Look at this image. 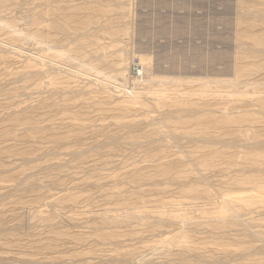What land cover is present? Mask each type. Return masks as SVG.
I'll list each match as a JSON object with an SVG mask.
<instances>
[{
    "label": "rangeland",
    "instance_id": "374dc122",
    "mask_svg": "<svg viewBox=\"0 0 264 264\" xmlns=\"http://www.w3.org/2000/svg\"><path fill=\"white\" fill-rule=\"evenodd\" d=\"M262 196L264 0H0V264H264Z\"/></svg>",
    "mask_w": 264,
    "mask_h": 264
},
{
    "label": "built area",
    "instance_id": "2783aa9c",
    "mask_svg": "<svg viewBox=\"0 0 264 264\" xmlns=\"http://www.w3.org/2000/svg\"><path fill=\"white\" fill-rule=\"evenodd\" d=\"M133 73L135 75H142V70L140 69V66L139 65H135L134 66Z\"/></svg>",
    "mask_w": 264,
    "mask_h": 264
},
{
    "label": "bare ground",
    "instance_id": "6f19581e",
    "mask_svg": "<svg viewBox=\"0 0 264 264\" xmlns=\"http://www.w3.org/2000/svg\"><path fill=\"white\" fill-rule=\"evenodd\" d=\"M13 49H15V48H13ZM14 53V52H13ZM141 64V63H140ZM142 65V64H141ZM49 68H51L50 66H49ZM36 71V70H35ZM63 71V70H62ZM142 76V75H141ZM139 80V79H138ZM135 82H136V80H135ZM115 87V86H114ZM119 96V95H118ZM150 101H152V100H150ZM158 102V101H157ZM261 194V193H260ZM259 195V194H258ZM261 196V195H260ZM259 196V197H260ZM263 198H264V196H262ZM261 198V197H260ZM258 212V211H257ZM238 213V212H237ZM251 219V218H250Z\"/></svg>",
    "mask_w": 264,
    "mask_h": 264
}]
</instances>
